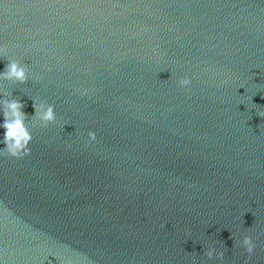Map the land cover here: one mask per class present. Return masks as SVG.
<instances>
[{"label": "water", "instance_id": "95a60500", "mask_svg": "<svg viewBox=\"0 0 264 264\" xmlns=\"http://www.w3.org/2000/svg\"><path fill=\"white\" fill-rule=\"evenodd\" d=\"M0 47V264H213L263 204L264 0H0Z\"/></svg>", "mask_w": 264, "mask_h": 264}, {"label": "clouds", "instance_id": "9594fccd", "mask_svg": "<svg viewBox=\"0 0 264 264\" xmlns=\"http://www.w3.org/2000/svg\"><path fill=\"white\" fill-rule=\"evenodd\" d=\"M4 48L0 47V53ZM28 68L15 59H9L4 71L0 72V82H11L12 84H23L27 80ZM191 83L190 78L185 76L179 79L178 84L181 87H187ZM31 104L34 109L33 124L37 121L41 126L46 127L47 124L56 119L54 105L48 103L46 100L38 96H30ZM22 102L19 99H3L0 100V113H2V122H0V129H3L2 137H0V155L5 153L9 156H24L30 153V148L27 147L32 140V133L29 130V124L25 122V113L21 110ZM264 117V114H257ZM67 124V123H66ZM89 141H95V131L89 130L87 133ZM231 238L232 233H231ZM238 243L251 257L255 243L250 235H243ZM224 247V245H223ZM225 248V247H224ZM204 255L208 259L216 258L222 260L225 251L214 246H208L204 249Z\"/></svg>", "mask_w": 264, "mask_h": 264}]
</instances>
